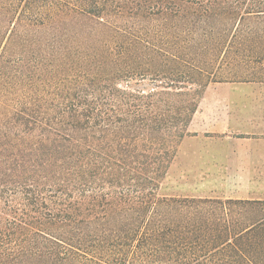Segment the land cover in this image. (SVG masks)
I'll use <instances>...</instances> for the list:
<instances>
[{"label": "trees", "instance_id": "trees-1", "mask_svg": "<svg viewBox=\"0 0 264 264\" xmlns=\"http://www.w3.org/2000/svg\"><path fill=\"white\" fill-rule=\"evenodd\" d=\"M221 82L264 0H0V264H264V200L161 193Z\"/></svg>", "mask_w": 264, "mask_h": 264}, {"label": "rangeland", "instance_id": "rangeland-1", "mask_svg": "<svg viewBox=\"0 0 264 264\" xmlns=\"http://www.w3.org/2000/svg\"><path fill=\"white\" fill-rule=\"evenodd\" d=\"M232 83L249 82L215 83L207 89L198 108V110L201 108L198 115L199 119L196 123H191L189 127V135L180 147L178 158L174 162L169 177L163 186L162 195L171 197H210L225 200L230 197H248L251 195L249 192L253 190H264V174H259L253 168L226 165L227 147L241 149L240 144L231 143L229 145L220 142L218 139L213 143L210 138H207L208 135L198 136L197 133V131H203L204 129L210 130L213 125L217 124L220 118L213 111L218 110L223 113L228 110V104L212 100L218 96L227 95V88ZM244 93L264 95V92L259 89H249ZM243 105H254V112L257 110L256 106H262L263 104L258 102Z\"/></svg>", "mask_w": 264, "mask_h": 264}, {"label": "crops", "instance_id": "crops-1", "mask_svg": "<svg viewBox=\"0 0 264 264\" xmlns=\"http://www.w3.org/2000/svg\"><path fill=\"white\" fill-rule=\"evenodd\" d=\"M228 87L227 95L218 96L212 100L228 104V110L223 113L218 110L213 111L220 118L219 121L210 130L197 131L198 136L208 135L207 138H210L213 143L218 139L229 145L231 143L240 144L241 149L227 147L226 165L253 168L262 175L264 174V95H248L244 92L249 89H259L264 92V83H232ZM258 102H262L263 105L256 106L257 110L254 112V105H243ZM200 111L201 108L197 111L192 123L198 121ZM249 194L251 195L248 197L230 198L264 200V190H253Z\"/></svg>", "mask_w": 264, "mask_h": 264}]
</instances>
